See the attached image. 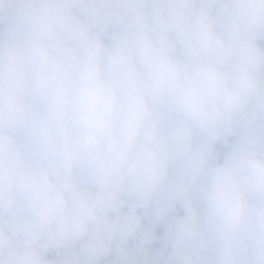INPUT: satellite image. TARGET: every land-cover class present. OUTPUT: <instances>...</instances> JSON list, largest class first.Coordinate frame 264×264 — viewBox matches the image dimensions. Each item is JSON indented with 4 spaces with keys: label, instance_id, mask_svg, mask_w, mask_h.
Instances as JSON below:
<instances>
[{
    "label": "clouds",
    "instance_id": "clouds-1",
    "mask_svg": "<svg viewBox=\"0 0 264 264\" xmlns=\"http://www.w3.org/2000/svg\"><path fill=\"white\" fill-rule=\"evenodd\" d=\"M0 264H264V0H0Z\"/></svg>",
    "mask_w": 264,
    "mask_h": 264
}]
</instances>
